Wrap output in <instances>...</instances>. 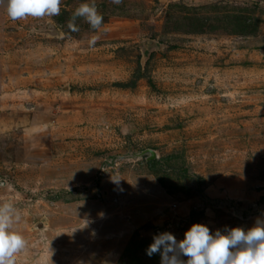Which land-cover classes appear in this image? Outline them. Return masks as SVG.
Wrapping results in <instances>:
<instances>
[{"label":"rangeland","instance_id":"rangeland-1","mask_svg":"<svg viewBox=\"0 0 264 264\" xmlns=\"http://www.w3.org/2000/svg\"><path fill=\"white\" fill-rule=\"evenodd\" d=\"M91 2L16 21L0 5V203L27 240L15 264H122L159 227L179 241L264 221V0H95L103 27L69 31Z\"/></svg>","mask_w":264,"mask_h":264},{"label":"clouds","instance_id":"clouds-1","mask_svg":"<svg viewBox=\"0 0 264 264\" xmlns=\"http://www.w3.org/2000/svg\"><path fill=\"white\" fill-rule=\"evenodd\" d=\"M112 3L120 4L121 0H112ZM61 4L62 0H0L13 21L59 16ZM78 19H83L97 32L104 24L95 0L75 9L67 22L69 31H79ZM90 43L94 45L96 40ZM119 181L112 178L113 183L119 184ZM21 220L20 211L12 203H0V264H15L16 255L27 247L25 237L15 230ZM155 233L146 254L151 257L158 253L160 264H264V221H257L247 231L235 227L224 233L217 229L214 234L206 225L193 224L179 241L167 232V226L157 228Z\"/></svg>","mask_w":264,"mask_h":264},{"label":"trees","instance_id":"trees-1","mask_svg":"<svg viewBox=\"0 0 264 264\" xmlns=\"http://www.w3.org/2000/svg\"><path fill=\"white\" fill-rule=\"evenodd\" d=\"M248 20V21H247ZM243 19L240 24H243L241 25L242 29L245 30L247 28H249L247 25H246V21L249 23L250 22V26L253 25V22L250 20V18L248 19ZM203 23H205V21H203ZM144 77V74L140 71V68H136L134 73H133V78L131 79L130 83H120V87H134L135 85V80L136 79H139L140 77ZM142 246H144V248L147 246L146 243L144 245L141 244ZM136 249H133L134 252H133V255L132 257L130 258V260H127L124 261L122 264H160V255L157 253V254H154L152 255L151 257H149L147 254H146V249H144V256L143 257H140L138 254H137V250L138 249H143V248H140V246ZM148 248V247H147ZM125 252H126V248H125ZM148 258H150L151 260H148Z\"/></svg>","mask_w":264,"mask_h":264},{"label":"water","instance_id":"water-1","mask_svg":"<svg viewBox=\"0 0 264 264\" xmlns=\"http://www.w3.org/2000/svg\"><path fill=\"white\" fill-rule=\"evenodd\" d=\"M139 156H145L146 158H153L156 157L155 151L149 149V150H143L139 154ZM129 157V156H128Z\"/></svg>","mask_w":264,"mask_h":264},{"label":"crops","instance_id":"crops-1","mask_svg":"<svg viewBox=\"0 0 264 264\" xmlns=\"http://www.w3.org/2000/svg\"><path fill=\"white\" fill-rule=\"evenodd\" d=\"M182 259H184V257H182Z\"/></svg>","mask_w":264,"mask_h":264}]
</instances>
